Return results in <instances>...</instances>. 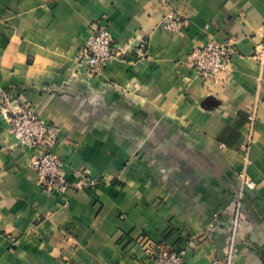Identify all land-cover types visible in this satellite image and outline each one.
Wrapping results in <instances>:
<instances>
[{"label": "crops", "instance_id": "obj_1", "mask_svg": "<svg viewBox=\"0 0 264 264\" xmlns=\"http://www.w3.org/2000/svg\"><path fill=\"white\" fill-rule=\"evenodd\" d=\"M170 5L187 20L178 34L158 0H0V264H142L147 243L192 238L186 264H264V0ZM207 24L236 54L204 80L187 57ZM99 26L123 53L91 73L82 50ZM23 105L68 180L87 170L94 189L41 190L10 134Z\"/></svg>", "mask_w": 264, "mask_h": 264}, {"label": "built area", "instance_id": "obj_2", "mask_svg": "<svg viewBox=\"0 0 264 264\" xmlns=\"http://www.w3.org/2000/svg\"><path fill=\"white\" fill-rule=\"evenodd\" d=\"M168 8L162 22V29L168 33L178 34L187 26V20L172 9L171 0H158ZM207 41L201 46L191 49L187 63L192 66L204 80L215 78L226 71L235 56V42L222 41L211 32L209 24L205 26ZM120 47L114 45V38L105 26L95 28L88 37L82 50V61L91 73L100 71L109 62L122 55ZM260 71L264 70V41L257 45L253 54ZM254 122V116L248 117ZM10 134L14 145L34 152L32 170L38 177L37 185L45 193H66L69 190L83 192L94 189L98 181L91 177L87 170L76 169L74 181L68 180L65 174L64 159L53 152V139L50 126L39 116L30 105L17 107L9 116ZM252 126V124H251ZM251 138H249V141ZM245 166L249 164V146L243 148ZM243 188L253 190L256 183L241 173ZM239 204L238 201L236 205ZM142 264H186L190 249L195 248V238L188 239L183 246L175 247L168 244H146ZM214 264H220L218 262ZM221 264H233L228 254Z\"/></svg>", "mask_w": 264, "mask_h": 264}]
</instances>
